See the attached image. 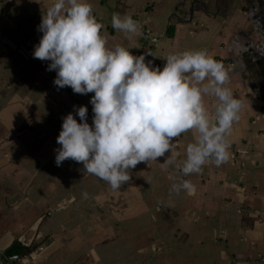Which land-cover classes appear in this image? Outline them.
<instances>
[{"label": "crops", "instance_id": "crops-1", "mask_svg": "<svg viewBox=\"0 0 264 264\" xmlns=\"http://www.w3.org/2000/svg\"><path fill=\"white\" fill-rule=\"evenodd\" d=\"M51 2L0 0V253L23 247L17 264H264V0H88L108 47L159 67L204 50L240 102L225 162L183 176L184 132L172 163L161 167L168 152L138 163L116 190L82 163H54L62 117L79 123L83 105L91 126L93 113L92 93L57 88L50 61L31 55ZM113 13L138 21L139 34L113 29ZM215 103L203 97L210 115ZM181 179L194 194L170 191Z\"/></svg>", "mask_w": 264, "mask_h": 264}, {"label": "clouds", "instance_id": "clouds-1", "mask_svg": "<svg viewBox=\"0 0 264 264\" xmlns=\"http://www.w3.org/2000/svg\"><path fill=\"white\" fill-rule=\"evenodd\" d=\"M111 26L126 38L140 31L130 15L113 13ZM102 27L88 0H52L37 26L42 35L31 55L50 61L46 70L55 71L53 84L81 95L92 93L91 126L83 105L74 106L79 123L71 112L62 117L55 165L66 159L82 163L85 172L116 190L130 180L129 169L168 152L161 163L166 168L175 159L174 138L188 131L193 142L176 165L183 176L199 173L205 163L225 162L226 137L239 119L240 102L224 86L221 63L204 50H185L167 55L162 67L154 66L145 62V54L108 47ZM206 95L216 98L212 115L203 104ZM181 190L192 195L195 187L187 179L171 185V192Z\"/></svg>", "mask_w": 264, "mask_h": 264}, {"label": "trees", "instance_id": "trees-1", "mask_svg": "<svg viewBox=\"0 0 264 264\" xmlns=\"http://www.w3.org/2000/svg\"><path fill=\"white\" fill-rule=\"evenodd\" d=\"M15 251V254H21V253H27L23 247H16L13 248ZM13 249H8L0 253V261H2L3 264H17L15 261H8L6 257L10 256L12 254Z\"/></svg>", "mask_w": 264, "mask_h": 264}, {"label": "water", "instance_id": "water-1", "mask_svg": "<svg viewBox=\"0 0 264 264\" xmlns=\"http://www.w3.org/2000/svg\"><path fill=\"white\" fill-rule=\"evenodd\" d=\"M21 256H22V257H25V254H15V251H14V249H13L12 254H11L10 256L6 257V259H7L8 261H15L16 263H18L19 258H20Z\"/></svg>", "mask_w": 264, "mask_h": 264}, {"label": "built area", "instance_id": "built-area-1", "mask_svg": "<svg viewBox=\"0 0 264 264\" xmlns=\"http://www.w3.org/2000/svg\"><path fill=\"white\" fill-rule=\"evenodd\" d=\"M38 250H39V251H41V250H42V248L40 247V248H38Z\"/></svg>", "mask_w": 264, "mask_h": 264}, {"label": "flooded vegetation", "instance_id": "flooded-vegetation-1", "mask_svg": "<svg viewBox=\"0 0 264 264\" xmlns=\"http://www.w3.org/2000/svg\"><path fill=\"white\" fill-rule=\"evenodd\" d=\"M0 262H1V264H3L2 261H0Z\"/></svg>", "mask_w": 264, "mask_h": 264}, {"label": "rangeland", "instance_id": "rangeland-1", "mask_svg": "<svg viewBox=\"0 0 264 264\" xmlns=\"http://www.w3.org/2000/svg\"><path fill=\"white\" fill-rule=\"evenodd\" d=\"M0 264H1V262H0Z\"/></svg>", "mask_w": 264, "mask_h": 264}]
</instances>
